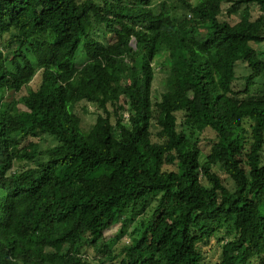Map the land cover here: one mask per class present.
<instances>
[{
  "label": "trees",
  "instance_id": "16d2710c",
  "mask_svg": "<svg viewBox=\"0 0 264 264\" xmlns=\"http://www.w3.org/2000/svg\"><path fill=\"white\" fill-rule=\"evenodd\" d=\"M179 1L0 0V264H264V0Z\"/></svg>",
  "mask_w": 264,
  "mask_h": 264
},
{
  "label": "rangeland",
  "instance_id": "374dc122",
  "mask_svg": "<svg viewBox=\"0 0 264 264\" xmlns=\"http://www.w3.org/2000/svg\"><path fill=\"white\" fill-rule=\"evenodd\" d=\"M191 1H196V0H191ZM169 3H171L172 7H176L178 9L181 8V3L179 0H168ZM251 12H252V17H258L261 13V9L259 8L258 5H256L255 3H250L249 4ZM180 7V8H179ZM244 9V5H241L238 9L236 10H232L229 9L227 7L223 8V12H222V19L225 20H229L231 23L236 22L237 20H239L242 16V11ZM9 37L8 35L5 37V39ZM103 39V41H109L110 38L107 35H102L101 36ZM253 47H255L257 49L258 52L262 53L264 52V41L260 42V43H252ZM264 59V58H263ZM77 64L81 65V64H85L84 60L85 58L81 55L77 56ZM236 78L233 81L232 87L235 91H238L241 93V96L244 97L245 95L242 94V91L244 90L245 86H246V80H245V75L249 74L250 69L247 65L246 62L243 61H238L236 63ZM38 74L36 75V77H34L33 81H32V86H34L37 81L36 79L38 78ZM165 77V73L161 72L160 70L157 69L156 71V77H155V83H160ZM38 80V79H37ZM21 93H25V90L21 91ZM21 93L17 94L15 96L18 97L19 95H21ZM248 93L250 95L253 96H259L260 94L264 93V75H260L259 77H257L255 79L254 84L249 87ZM82 106H86L88 111H84L82 109ZM13 108H14V113L16 115L17 118H24L28 115V111L26 110V108L21 105V104H17L16 102H13ZM96 105L93 103H86L85 101H82L76 109V112L81 116V126L86 130L89 129V127L91 126V124L94 122L95 117H96ZM178 116V120L179 122L182 119V113L178 112L177 113ZM159 129L158 125L155 123V121L153 120L150 126V130L152 132H157ZM213 132L211 130L209 131H205L202 135H201V139L199 140V144L202 147V151L204 153L207 152V150L209 149L210 146V140L211 137H213ZM41 141V146L44 147L47 145V141L52 142L51 137L49 136H42L39 139ZM203 153V154H204ZM16 166H20L22 167L23 164L20 163H16ZM218 171L220 173H222L221 169H218ZM224 175V174H223ZM153 201L150 200L149 202L146 203V205L144 206L145 208H149L152 205ZM125 212V211H124ZM124 212H122L121 214H123ZM123 216L121 215L120 217L115 218L110 226L104 231V236L106 238L110 237V236H116V234L119 232L122 222H121V218ZM37 218L35 216H27L25 219V222L29 225H34L36 222ZM137 220V218H135L133 221L129 222L126 227L123 229V234L121 236V239H128V235L130 233V231L133 229V225L135 223V221ZM235 235V230H232L230 235L227 234V231L222 228L220 232H218V234H214L213 236H211L210 240L207 242L203 243L204 248H206L207 253V258L210 259L209 256H212V258L214 260H216L218 258V256L216 254H214L217 250L215 243H217L219 240L225 239L227 237L231 238ZM87 255L91 258H95L93 257V253L92 250H88L87 251ZM256 264V262H255Z\"/></svg>",
  "mask_w": 264,
  "mask_h": 264
},
{
  "label": "clouds",
  "instance_id": "9594fccd",
  "mask_svg": "<svg viewBox=\"0 0 264 264\" xmlns=\"http://www.w3.org/2000/svg\"><path fill=\"white\" fill-rule=\"evenodd\" d=\"M250 3H252V2H250ZM250 3H249V4H250ZM244 6H245V5H244ZM232 10H233V9H232Z\"/></svg>",
  "mask_w": 264,
  "mask_h": 264
}]
</instances>
